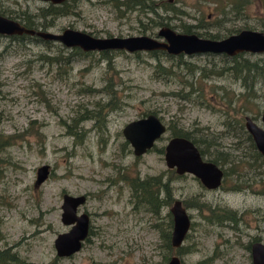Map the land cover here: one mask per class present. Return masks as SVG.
Instances as JSON below:
<instances>
[{"label": "rangeland", "instance_id": "1", "mask_svg": "<svg viewBox=\"0 0 264 264\" xmlns=\"http://www.w3.org/2000/svg\"><path fill=\"white\" fill-rule=\"evenodd\" d=\"M60 3L0 0V14L54 33L68 27L92 36H155L158 29H142L150 14L137 6L120 14L109 0H72L68 11L61 10ZM174 4L184 10L183 22L197 26L194 33L207 30L221 37L241 28L264 31L258 0H249L237 16L228 11V3L219 15L215 8L223 0ZM20 35L0 34V135L14 136L0 151V248L13 246L24 264H165L172 253L183 264H251L248 243L264 241V192L258 180L264 175V162L256 158L251 139L221 121L226 114L257 116L264 107V52H245L236 60L224 54L165 49H156L152 56L123 48L103 53ZM244 64L256 68L245 73ZM108 89L113 97L102 137L91 127L92 120L77 124L78 132L83 128L81 137L70 134L71 119L109 100ZM150 110L166 125L187 132L185 137L194 136L193 144L205 157L219 154L223 169L241 168L252 181L236 184L234 174H228L220 187L206 189L187 171L179 174L175 166H166L163 145L170 128L150 149L134 155L122 144L121 127ZM218 129L221 135L205 137ZM209 137L215 145L200 142H213ZM42 163L48 164L49 172L34 185L35 169ZM148 176H159L171 186L170 200L156 213L131 195L129 180ZM63 192L86 195L78 211L88 214L90 229L80 248L64 257L53 247L55 235L68 228L60 221ZM177 198L191 221L178 252L162 239L170 232L169 207ZM200 202L215 209H199ZM223 208L235 210V219L219 223L207 218Z\"/></svg>", "mask_w": 264, "mask_h": 264}, {"label": "water", "instance_id": "2", "mask_svg": "<svg viewBox=\"0 0 264 264\" xmlns=\"http://www.w3.org/2000/svg\"><path fill=\"white\" fill-rule=\"evenodd\" d=\"M61 2L63 0H50ZM171 2L172 0H167ZM29 34L42 39L56 40L64 46L77 45L82 49L123 48L128 51L165 49L169 53H225L240 51L264 52V31L241 28L223 37L210 38L194 32L176 31L170 26H159L155 36L147 34L126 36H92L85 31L64 27L60 32L34 30L24 26L13 18L0 14V34ZM264 120V111L262 113ZM245 127L252 136L256 148L264 156V129L258 127L249 117L245 118ZM165 130V124L153 112L130 119L121 127L123 138L129 143L132 153L140 155L150 149L155 140ZM193 141L183 135L171 136L163 145V158L166 166H175V171H187L196 177L207 189L217 187L222 179V169L209 160H205ZM49 172L48 164L42 163L35 169L34 185L39 184ZM86 195L63 192L60 203V221L68 225L67 230L58 232L53 238V247L57 256H69L76 252L88 233L89 216L78 211ZM171 229L169 242L173 248L182 244L190 226V217L180 199H174L169 207ZM251 264H264V241L253 240L249 243ZM165 264H183L177 253L168 256Z\"/></svg>", "mask_w": 264, "mask_h": 264}, {"label": "trees", "instance_id": "3", "mask_svg": "<svg viewBox=\"0 0 264 264\" xmlns=\"http://www.w3.org/2000/svg\"><path fill=\"white\" fill-rule=\"evenodd\" d=\"M72 0H64L60 3L59 8L64 11H68L69 9V2ZM259 6H262L263 9V16L260 20V25L264 27V0H258ZM111 6L116 9L120 14H123L126 12L127 9L137 6L140 9H142L144 12L149 13L150 15L147 16V25L143 24L142 29H146L149 26L152 27H159V26H170L172 28L177 27L178 31L181 32H194V24L186 23L181 20V15L185 14L184 10L180 9L179 6H176L174 4L175 0H172L171 2L167 0H109ZM249 2V0H223V4L219 7H216L215 9L218 10L219 15H221L222 11L225 9V4L228 3L230 5V8H228V11L233 14V16L240 15L241 13H244V8L246 4ZM224 17L220 16L219 20H223ZM173 20L177 21L174 22ZM218 20V22H219ZM24 25L26 26H33L32 23H30L28 20L26 22L24 21ZM201 28L208 27L207 24H198ZM236 30H234L235 32ZM233 31H228L227 34L231 33ZM196 33V32H195ZM204 34V37H210V38H218L219 35L214 34L212 32H208L207 30H203L202 32H197V35ZM24 37H23V36ZM22 38H29L32 37L22 34ZM19 36V37H20ZM33 37L37 40V36ZM222 37V36H221ZM21 38V37H20ZM43 41V40H42ZM106 50H102L104 53ZM141 50H136L134 53L137 55ZM157 50H148L147 55L152 56L155 54ZM234 60L235 57L233 58ZM235 63V61H234ZM186 64V63H185ZM236 65V64H235ZM155 68L157 69V66H159V63H155ZM242 67L241 65H239ZM161 68V66H160ZM168 68V67H167ZM189 68V67H188ZM244 72L247 73L248 71H251L252 69L256 68V65H246L244 64ZM165 70V68L163 69ZM256 74H261L259 71L255 70ZM89 91L94 90V87H89ZM109 94V100H106L103 103H96L93 108L91 109H84V111L76 116H74L71 119L70 124L67 125V127H71L72 130H68L70 134H73L74 137L80 135L82 136L83 128L81 127V130L78 132L76 128L77 124L84 120H92L91 127L98 132L99 136L102 137V133L106 132V117L105 114L108 109V105L111 103V97H113V91L107 90ZM149 112L155 113L154 110H150ZM148 113V112H147ZM145 115V114H144ZM167 128L169 130L170 135H184L188 136L187 132L182 131L179 128H173L170 126V124L167 125ZM195 138V137H194ZM193 137L191 140L196 143L195 139ZM247 138V137H246ZM14 136L13 135H0V151L5 149L8 145L13 143ZM206 139H211L213 142H207V140H200V142L205 143L207 145H215L214 137H209ZM123 145H128V142L126 140L123 141ZM128 147V146H127ZM200 153L203 155V150L199 148ZM255 152V150H254ZM204 156V155H203ZM211 160L215 162H223L222 157L216 153L214 157L210 158ZM261 162V161H260ZM222 164V163H221ZM228 174H234V180H236V184H249L251 180H248L245 178V175H243V172L241 168L237 170V168H228L226 172H224L223 180L227 177ZM260 185L262 186V191L264 192V176L259 177ZM222 183V182H221ZM129 184L131 187V195L134 197H138L139 201H144V205L146 208H149L153 210V212H157V208L164 203H168V200H170L169 191L171 189V186L168 182L164 181L161 182L159 176H148L143 179H139V177L131 178L129 180ZM163 191V192H162ZM159 192L163 193V197H159ZM167 198V200H166ZM137 199V198H136ZM185 206V204H184ZM203 206H207L209 210H214L215 207H210L206 205L204 202H200L197 204V207L200 209ZM212 217V218H211ZM207 218L210 221H217L219 223H222L220 221H223V219H228L229 221L235 219V210L223 208L219 211H212ZM170 223V221H169ZM90 232V229L88 228V233ZM169 231H165L163 233L162 239L164 240L165 244L170 247L169 242ZM186 236V235H185ZM2 233L0 231V239H2ZM249 244V243H248ZM172 247V246H171ZM180 247V246H179ZM179 247H176L174 249L179 250ZM249 247V245H247ZM26 261L23 259H20L18 257L17 252L13 249V246H4L0 248V264H24ZM197 264H208L205 260H200L196 262Z\"/></svg>", "mask_w": 264, "mask_h": 264}, {"label": "flooded vegetation", "instance_id": "4", "mask_svg": "<svg viewBox=\"0 0 264 264\" xmlns=\"http://www.w3.org/2000/svg\"><path fill=\"white\" fill-rule=\"evenodd\" d=\"M64 1V0H63ZM62 2V1H61ZM28 27V26H27ZM62 30V29H61ZM60 30V31H61ZM22 34H25V33H22ZM27 35V34H26ZM34 36H36V35H34ZM38 37V36H37ZM223 37V36H222ZM101 50H107V49H101ZM245 52H249V51H240V52H236V53H234V54H225V53H215V54H224L225 56H231V57H236L237 55L238 56H240L241 54H243V53H245ZM251 53H259V52H251ZM221 105V104H220ZM263 111H264V107L262 108V110L257 114V116H254L255 114H252V115H249V114H236V115H234V116H232V114H226V117L221 121V125L222 126H225V127H228V125L229 126H231V125H233L234 126V128H237L239 131H241V133L244 135V137L246 138H249V139H251V141H252V144H253V147H254V149H255V154H256V158H257V156L259 157V161H261V162H264V156L263 155H261L260 154V152L258 151V149L256 148V146H255V143H254V141H253V139H252V136H251V134L249 133V131L246 129V127H245V124H244V122H245V118L246 117H249L258 127H260V128H262V129H264V120H263V118H262V113H263ZM233 118V119H232ZM161 119V118H160ZM163 122V121H162ZM164 123V122H163ZM165 124V123H164ZM168 128H167V125L165 124V130H164V132L167 130ZM214 131V132H213ZM213 131H209V135H206L205 137H207V136H219V135H221V129H218V130H213ZM163 132V133H164ZM162 133V134H163ZM170 134V133H169ZM162 136V135H161ZM160 136V137H161ZM171 136H175V135H170L169 137H171ZM184 136V135H183ZM159 137V138H160ZM168 137V138H169ZM194 137V136H193ZM155 143V142H154ZM128 145H129V143H128ZM154 145V144H153ZM130 147V146H129ZM197 147V146H196ZM197 149H199L198 147H197ZM199 154L205 159V160H209V161H211V162H214L215 164H217L221 169H222V179H221V182L223 181V175H224V172H226L227 171V169H223L222 168V166H223V164H221L220 162H215V161H213V160H211L210 158L211 157H214V156H209V157H205V156H203L200 152H199ZM211 154H215L216 155V153H211ZM193 176V175H192ZM260 176H264V175H260ZM259 176V177H260ZM196 178V177H195ZM259 179V178H258ZM252 181V180H251ZM221 182H220V184L217 186V187H220L221 186ZM246 185H249V184H246ZM217 187H215V188H217ZM262 187V186H261ZM205 188V187H204ZM215 188H213V189H215ZM207 189V188H206ZM183 204V203H182ZM184 205V204H183ZM186 208V207H185ZM185 238V237H184ZM183 241V240H182ZM250 243V242H249ZM179 247V246H178ZM249 248V247H248Z\"/></svg>", "mask_w": 264, "mask_h": 264}, {"label": "bare ground", "instance_id": "5", "mask_svg": "<svg viewBox=\"0 0 264 264\" xmlns=\"http://www.w3.org/2000/svg\"><path fill=\"white\" fill-rule=\"evenodd\" d=\"M190 224H191V221H190Z\"/></svg>", "mask_w": 264, "mask_h": 264}]
</instances>
